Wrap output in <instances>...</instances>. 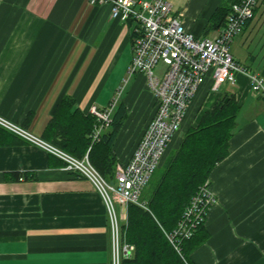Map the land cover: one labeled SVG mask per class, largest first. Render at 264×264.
Here are the masks:
<instances>
[{"label":"crops","instance_id":"crops-1","mask_svg":"<svg viewBox=\"0 0 264 264\" xmlns=\"http://www.w3.org/2000/svg\"><path fill=\"white\" fill-rule=\"evenodd\" d=\"M166 1L202 38L218 35L221 27L207 30L210 19L234 0ZM132 33V23L114 19L108 3L0 0V115L45 139L64 99H73V110L85 115L93 106H107L127 76ZM231 52L251 73L264 77V0L233 39ZM224 86L228 89L213 93L211 100L208 80L182 124L185 132L196 126L224 93L240 105L229 154L208 182L216 197L205 221L209 235L190 260L264 264V97L251 90L245 73ZM152 96L144 74L130 78L123 102L129 111L126 101H132L137 113L127 118L115 142L120 164L128 162L155 114ZM176 137L173 149L182 140ZM13 172H27L30 178L18 179ZM0 264H113L106 207L92 183L1 127Z\"/></svg>","mask_w":264,"mask_h":264},{"label":"built area","instance_id":"built-area-1","mask_svg":"<svg viewBox=\"0 0 264 264\" xmlns=\"http://www.w3.org/2000/svg\"><path fill=\"white\" fill-rule=\"evenodd\" d=\"M261 0H240L231 5L226 24L216 37H197L186 28L171 2L166 0H92L108 3L114 19L131 22L133 55L128 67V80L136 73L144 74L156 102V111L126 164H120L115 179H106L92 164L88 153L78 158L59 146L33 134L22 125L0 115V127L34 144L65 164L74 174L89 180L101 195L110 225L113 264H122L132 255L133 247L124 240L122 217L130 203L143 205L141 196L154 172L160 166L174 136L181 129L187 112L203 85L211 80V90L234 85L245 73L254 93L264 97V77L251 73L231 52L233 39L241 34L254 17ZM160 61L167 65L162 77L155 74ZM123 84V83H122ZM119 86L105 107L93 106L90 114L96 119L91 134L97 142L110 129L114 113L125 86ZM216 201L208 182L187 205L182 219L168 238L178 251L181 243L193 236ZM122 212V216H121Z\"/></svg>","mask_w":264,"mask_h":264},{"label":"trees","instance_id":"trees-1","mask_svg":"<svg viewBox=\"0 0 264 264\" xmlns=\"http://www.w3.org/2000/svg\"><path fill=\"white\" fill-rule=\"evenodd\" d=\"M238 1L234 0L232 4ZM231 5L222 4L216 9L208 31L225 25ZM74 105L70 98L60 103L47 125L45 140L78 158L88 153L92 164L106 179L113 181L119 167L115 142L129 116L125 103H119L110 129L94 143L91 134L96 119L91 114L74 111ZM239 111L240 105L235 97L224 93L213 108L202 115L198 124L184 133L177 148L165 160L162 159L142 192L141 202L144 204L128 205L123 235L133 250L122 264H192L191 252L209 235L205 228L206 219L192 237L182 241L181 251L175 248L168 234L177 227L200 186L209 182L214 168L227 158ZM22 175L30 178L27 172H13L18 179Z\"/></svg>","mask_w":264,"mask_h":264},{"label":"rangeland","instance_id":"rangeland-1","mask_svg":"<svg viewBox=\"0 0 264 264\" xmlns=\"http://www.w3.org/2000/svg\"><path fill=\"white\" fill-rule=\"evenodd\" d=\"M228 2V1H227ZM226 2V3H227ZM210 37H213V35H211ZM166 69H167V65L163 62V61H160L159 63H158V65L155 67V74L157 75V76H159V77H162L163 75H164V73H165V71H166ZM125 79H128V74H127V76H126V78ZM130 81V79L128 80V82ZM123 84V86H125V83L124 82H122ZM225 85H227V84H225ZM225 89H228V86H222L220 89H219V91H212V90H210L211 91V94H210V99L212 100V98H213V93L214 94H222V92H223V90H225ZM126 90H127V85L125 86V88H124V92H122L121 93V95H120V99H119V103L120 102H123V101H125L124 100V96H125V94H126ZM222 96V95H221ZM153 97V96H152ZM153 100L155 101V99H154V97H153ZM210 100V101H211ZM126 104H127V106H128V108H129V116L131 115V114H134V112H135V114L137 113V110L135 111L134 109H135V104L134 103H132V101H126ZM154 105H155V102H154ZM207 105H208V103H207ZM129 116H128V118H129ZM184 129L181 127V129L177 132V134H176V139H182V137H183V135H184ZM50 142V141H49ZM172 150H174L173 148H171V146H169V150H167V152H166V154L164 155V158H163V160H165L166 159V157L169 155V153L172 151ZM119 165H120V163H119ZM127 210H126V212L128 211V207L126 208ZM121 216H122V212H121ZM126 220H127V213H126V215H123V217H122V232H124V229H125V224H126Z\"/></svg>","mask_w":264,"mask_h":264},{"label":"water","instance_id":"water-1","mask_svg":"<svg viewBox=\"0 0 264 264\" xmlns=\"http://www.w3.org/2000/svg\"><path fill=\"white\" fill-rule=\"evenodd\" d=\"M228 100H229V98L226 99V101H228Z\"/></svg>","mask_w":264,"mask_h":264}]
</instances>
